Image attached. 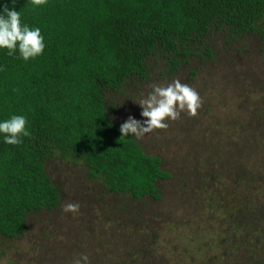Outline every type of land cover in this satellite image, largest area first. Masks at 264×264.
I'll list each match as a JSON object with an SVG mask.
<instances>
[{
  "label": "rangeland",
  "instance_id": "obj_1",
  "mask_svg": "<svg viewBox=\"0 0 264 264\" xmlns=\"http://www.w3.org/2000/svg\"><path fill=\"white\" fill-rule=\"evenodd\" d=\"M205 43L211 56L199 47L172 71L156 64L144 80L105 90L120 124L145 119L135 100L153 84L179 79L199 92L196 117L135 138L170 171L156 181L159 196L110 191L78 159L50 158L59 200L28 212L21 234L0 235V264H71L80 254L90 264H257L255 249L264 258V235L252 230L264 229V35L215 29ZM69 202L77 215L62 211Z\"/></svg>",
  "mask_w": 264,
  "mask_h": 264
},
{
  "label": "trees",
  "instance_id": "obj_2",
  "mask_svg": "<svg viewBox=\"0 0 264 264\" xmlns=\"http://www.w3.org/2000/svg\"><path fill=\"white\" fill-rule=\"evenodd\" d=\"M5 5L20 12L22 24L39 27L45 42L43 54L28 61L18 48L12 56L0 49V122L23 115L31 132L19 145L0 134L6 237L23 232L28 212L57 204L59 189L46 169L53 157L78 159L110 191L159 196L156 181L170 171L135 137L119 140L105 90L144 80L156 64L172 71L191 55L211 56L205 36L215 29L264 35V0H47L39 7L0 0V13ZM252 230L264 235L260 226ZM256 251L257 264L264 263Z\"/></svg>",
  "mask_w": 264,
  "mask_h": 264
},
{
  "label": "clouds",
  "instance_id": "obj_3",
  "mask_svg": "<svg viewBox=\"0 0 264 264\" xmlns=\"http://www.w3.org/2000/svg\"><path fill=\"white\" fill-rule=\"evenodd\" d=\"M33 7L47 4V0H30ZM17 48L20 56L28 61L43 54L45 49L44 37L39 27L31 28L22 24L19 11L9 9L7 5L0 13V49H7V54L12 56ZM152 91L146 97L135 102L142 108L141 116L145 119L138 120L129 116L120 125L121 136H133L142 139L146 134L155 130H166L169 124L166 121H176L181 113L193 118L198 115L202 107L199 92L189 84L175 79L166 85L153 84ZM28 121L23 115H12L11 118L0 122V134L4 136V142L9 145H19L22 137H30L31 132L27 128ZM80 210L79 203H66L62 206L64 213L77 215ZM71 264H90L86 254H80L71 261Z\"/></svg>",
  "mask_w": 264,
  "mask_h": 264
}]
</instances>
